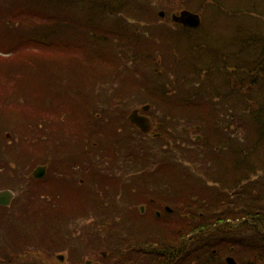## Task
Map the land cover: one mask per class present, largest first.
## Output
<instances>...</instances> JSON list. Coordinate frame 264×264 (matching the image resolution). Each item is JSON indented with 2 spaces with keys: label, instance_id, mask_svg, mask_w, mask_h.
Here are the masks:
<instances>
[{
  "label": "trees",
  "instance_id": "obj_1",
  "mask_svg": "<svg viewBox=\"0 0 264 264\" xmlns=\"http://www.w3.org/2000/svg\"><path fill=\"white\" fill-rule=\"evenodd\" d=\"M170 1L160 0L158 7L170 10ZM184 2L183 7L203 17L198 28L152 24L149 17L156 16V9L151 10L150 0H0V52L9 54L0 55V65L12 68V64L32 65L35 69L39 67L37 58L42 57L44 51L81 55L85 60H96L91 64L92 69L90 65L79 68L82 82L89 76H95L96 83L122 76L123 86L130 87L129 93L138 89L137 93L120 99V104L143 98V104L150 101L154 111L158 108L161 112L191 115L188 120L193 123L203 120L202 129L210 132L218 112L225 109L239 114L241 148L230 151L226 158L250 161L241 168L243 180L257 176L253 183H242L240 198L228 194L239 184L215 179H223L227 175L225 170L213 176L217 183L202 178L206 173L196 167L194 161L205 158L203 149H180L174 154L179 160L176 168L167 165L166 158L155 150H142L144 141L141 147L140 142L131 140L126 153L132 160L131 174L140 170L137 176L156 175L168 182L174 181L175 191L187 194L195 203L193 218H199L193 222L195 227L189 231L179 226L181 230L173 231L168 239L172 245L168 251L172 250L179 258L178 264H200L203 261H196L198 256L216 258L220 253L213 250L219 249L218 245L223 242L230 248H245L247 254L238 256L241 263L264 264L261 244L264 243V0ZM143 24L151 27L143 29ZM157 57L175 83L172 88L175 92L169 98L163 97L162 104L158 75L153 71ZM151 75L155 77L154 84L150 83ZM231 77L238 80L237 90L230 83ZM3 82L9 84V77L5 76ZM145 87L147 91L143 92ZM85 88L82 85V89ZM78 89L83 94L81 87ZM199 91H203L205 97L192 100L190 97L198 95ZM81 112L82 122H77L78 128L85 127V117L91 118L99 111L90 106L88 111ZM104 131L112 133L109 127ZM100 132L106 139V134ZM108 140L114 143L116 139ZM46 143L42 139L38 144ZM125 144L126 141L122 142ZM209 157L224 159L219 151H213ZM152 161H159L161 173L157 172L160 167H152ZM185 161H190V165ZM237 176L233 175L234 183ZM252 202L257 205L252 206ZM220 207H225L227 213L219 212ZM251 211L252 215L247 214ZM199 212L203 213L201 217ZM186 222L187 219H183L184 225ZM221 232L225 234L219 243L220 239L215 237ZM188 257L192 260L185 259Z\"/></svg>",
  "mask_w": 264,
  "mask_h": 264
},
{
  "label": "flooded vegetation",
  "instance_id": "obj_2",
  "mask_svg": "<svg viewBox=\"0 0 264 264\" xmlns=\"http://www.w3.org/2000/svg\"><path fill=\"white\" fill-rule=\"evenodd\" d=\"M169 7L170 10L154 7L156 18H158L160 11L167 10L171 14L169 22L159 16L156 23L160 26L180 25L187 28L186 25L173 20V16L180 12L177 4L171 3ZM149 19L153 24L152 18L149 17ZM155 63L156 66L153 67V71L158 75L157 85L161 94L160 103L162 104L163 97L169 98L175 92L172 90L175 83L162 65L160 57L156 58ZM230 83L237 90L238 80L236 77H231ZM196 86L200 85L197 84ZM146 91L147 87L143 89V92ZM204 97V92L199 91L198 95L190 98L196 101ZM127 103L129 102L122 103L121 109L116 112H113L112 108H104L101 112L89 113L93 117H87L85 130L79 138L68 137L64 143L62 137L59 139V156L57 159L52 158L56 152L51 147L53 146L51 142L52 139L54 141L55 139L51 136L50 139L48 136H44L43 139L47 143L37 145L38 138L34 136L33 131L31 136H33V144H35H30L29 147L33 148L37 145L36 148H39L41 146L42 153L40 155V153L32 151L27 156L30 158L34 156V160L19 161L21 165L30 163L28 170L20 172L16 166L17 163L19 164L18 161L9 165L10 162L5 161L4 163L0 159V181L5 177L6 172L11 171V177L5 178L9 179L13 185L8 188H0V191L7 189L13 194L9 205H0V264H27L26 262H46L48 264L53 257L60 260L59 257L63 256L62 253H64V251L55 253L52 257L50 249L52 244L57 247L58 244L60 246L62 244L64 247V245L67 246L71 243L83 249L82 255L86 254V258L83 259L82 256L78 260L85 264H178L179 258L175 257L172 250L168 251L172 247L168 243V239L173 231L181 230L179 226L189 231L195 227L193 222L199 220L198 217L193 218L195 203L188 199L187 194H179L175 191L174 181L168 182L167 179L156 175L137 176L141 173L140 170L131 174L132 160L126 151L127 149L130 150L131 147L129 146L130 141H127L128 136L134 137V133L138 138L134 141L135 143L144 141L145 147L142 150H147L146 148L150 152L155 150V153H159L160 157L166 158L164 162L172 168H176L179 163L174 154L179 153L180 149L184 148L188 151L203 149L205 158L194 161L196 167L203 169L206 173L202 178L207 182L217 183L213 181V176L225 170L227 175L223 176V179H221L222 177L215 179L229 184H239L236 186V190H231L228 193L231 196L235 194L236 198H240L242 195V188H244L242 183H253L257 179V176H252L248 180L241 178V168L244 164L248 166L250 161L244 162L241 159L226 158L230 151H239L241 148L242 126L240 119H237L239 114L229 113L225 109L218 112L215 114V121L210 132L202 129L204 127L203 120L193 123L188 120L191 115L161 112L158 111V108L157 111H154L151 104L147 102L145 103L148 107L147 110L139 109V113L151 120V129L147 133H141L136 126L130 123L128 119L130 112L126 115L122 113V111L127 110L123 106ZM103 123L107 127L111 126L112 137L116 139V143H112V148H110L111 144L106 146L101 142L103 146L100 145L96 139L97 129L93 127H100ZM2 132L0 131L2 140L8 139L11 135L7 130ZM124 141L126 144L122 145ZM8 142L7 140V144H11ZM1 147L3 146L0 141ZM213 151L223 153L224 159H211L209 156ZM43 152L44 154L47 153L46 159L48 161L38 160L43 158ZM104 156L107 158L104 159ZM185 163L190 165V161H185ZM152 164L154 168L160 167L157 172L161 173L162 165L159 161H152ZM40 165L45 166L44 175L39 178L32 177L31 173ZM141 170L142 173H145L143 167ZM249 173L248 171L247 175ZM233 175H238L236 183L233 181ZM174 178L177 179L175 176ZM18 184L22 185L20 188L21 196L14 203L16 193L13 188ZM113 186L116 190L118 189L117 196L109 202L110 204L108 203L102 208L105 201L104 196L109 197L108 191L104 189ZM163 189L165 192L162 191ZM168 189L169 191H167ZM183 199L185 201H182ZM220 199L223 200V197ZM255 205L257 203L252 202V206ZM36 210L42 212L43 224L37 222V218L34 216ZM246 210L249 208L246 207ZM240 211L241 213L244 212L243 209ZM240 211L238 212L240 213ZM32 212L31 220H34V227L29 224L26 226L25 221L28 219L29 213ZM219 212L226 214L227 209L220 207ZM14 213L21 217L22 223L18 226L10 219ZM131 214L132 216L128 219L130 223L118 231L114 229L115 227L111 222L107 224V220L104 222L100 218L113 216L111 220H115L114 217L117 215L127 216ZM247 214L252 215L253 213L251 211ZM202 215L203 213L199 212V216ZM178 216L181 217L178 219ZM83 217L87 222L78 223ZM183 219H187L185 225ZM16 220L18 221V218ZM8 221L11 222L10 225H8ZM98 231H101L102 234L99 235ZM108 231L126 232L125 238H121L123 243H120L118 237L114 238V235L112 237L109 234L106 236ZM224 234V232L219 233L215 239H220V243ZM190 237H193V234ZM101 238H105L107 250L98 252V246L104 241H101ZM75 240L78 242H73ZM116 240L118 246L115 244ZM122 244L124 248L120 247ZM214 244L216 245L215 241ZM218 246L219 249L213 250V253L219 252L221 255V247ZM224 257L198 256L196 261H203L200 264H230L228 259H231L232 264L251 263H241L237 256L228 255L225 259ZM185 259L192 260L190 257Z\"/></svg>",
  "mask_w": 264,
  "mask_h": 264
},
{
  "label": "rangeland",
  "instance_id": "obj_3",
  "mask_svg": "<svg viewBox=\"0 0 264 264\" xmlns=\"http://www.w3.org/2000/svg\"><path fill=\"white\" fill-rule=\"evenodd\" d=\"M150 1L153 4L150 5V7H152L151 10H153L154 7H156L157 9L163 8L158 7L161 4V2H159L160 0ZM171 2L176 3L178 9L184 8L182 5V2H184V0H171L169 4H171ZM184 3L190 5L189 2ZM163 12L164 14L160 17H163L165 21L169 22L171 16L170 12H167V10H164ZM206 14H209V12H207ZM158 19L159 18H156L155 16L151 20L156 23L158 22ZM128 22L130 23V21ZM146 25L147 24H143L142 28L149 29L151 27H146ZM152 31L157 32V30ZM37 59L39 61V67L35 69L34 67H31L32 65L12 64L13 68L0 65V80L2 79L0 81V131L4 132L7 130L11 134L9 135L8 139L4 138L3 140L1 139L0 135V141L3 146L0 148V159L1 162L4 161V163L5 161L10 162L9 165H13L15 161L19 162L22 160H32L34 156H31V158L27 156V154L29 155V153L32 151H34V153L41 152V150H38L40 147H29L31 143V145L35 144H33L34 138L33 136H31L32 131L34 136L38 138V141L36 142L37 145H40L38 143L43 139L44 136H48L49 139L51 136L55 139V141L52 139L51 142L53 145L51 147L54 149V152H56L55 156L53 155L52 158L57 159V156H59V139L62 137L64 143L66 138L68 139V137H70L72 139H77L84 132L85 129H78L77 125L78 121L82 122L80 120L82 118L80 117L82 114V110L88 111L90 106H92L99 112L104 108H112L113 112H116L120 110L122 106L119 102L120 99L129 97L132 94L138 92V89H133V93H129L128 90L130 89V87L128 86L127 88V86H123V79H121L122 76L120 78L116 76L114 80L110 78L104 83H96V79H94L95 76L94 78H91V76H89L86 78L85 81L82 82V76L79 74V68L90 65L89 69H92L91 64L95 63L96 60H85V57L81 55L76 57L66 53L59 54L51 51H44L43 56ZM5 76L9 77V84H4L3 79ZM110 76L111 75L109 74V77ZM150 83H155L154 75H151ZM82 85L86 87L85 90L82 89ZM78 87H81V90H83V94L80 93ZM138 99L140 100L130 101L131 103L129 102L125 106V108L131 109L133 107H140L141 104L144 103V99ZM139 101H142V103H139ZM117 102H119L118 106L115 105V103ZM148 102L151 103L150 101ZM129 112L130 110L122 111L124 115ZM69 119L71 121H69ZM86 120L87 118L85 117L83 121L85 122ZM39 127L42 128V131L38 129ZM93 128L97 129L96 139L98 143L102 145L101 142L105 141L103 145L109 146L111 144L110 148H112L113 144L109 142L108 139L112 138L113 132L106 133V131H104L105 128H108L105 123H103L100 127L94 126ZM110 128L111 126L109 127V130ZM100 130L106 134V139L103 133L100 132ZM57 134L58 136H56ZM128 137L129 138L127 139V141L138 140V138L135 136V133L134 137H130V135ZM7 140L11 144H7ZM46 156L47 153L44 154L43 152V158L41 157L38 160L43 159L44 161H48L46 159ZM256 158L258 159V156H256ZM29 165L30 163L21 165V163L19 162V164L17 163L16 166L19 168L20 172H23L29 169ZM11 175V171L6 172L4 174V176L8 178H10ZM135 175L136 174H133V176ZM5 177H3L0 181V188H8L13 186L11 185L9 179ZM21 187L22 185L18 184L13 188L16 193L14 203H16L19 197L21 196ZM104 190L108 191L109 197L104 196L105 201L102 208L117 196L116 192L118 191V189L116 190L115 186L106 187ZM12 208H14V206H12ZM32 215L33 212L31 214L29 213L28 219L25 221L26 226L27 224H29L30 226L34 227V220H31ZM34 216L37 218V222H39L40 224L44 223V216L41 211L36 210ZM131 216L132 214L127 216L117 215L114 217L115 220H111L113 216H105V218H100H102L104 222L105 220H107V224L111 222L115 227L114 229L118 231L121 230V227H125L130 223L128 219ZM17 218L19 222L16 220ZM10 219L11 222L13 221L14 223H16L17 226L22 223L21 217L17 213H14V216L10 217ZM11 222L8 221V225H10ZM86 222L87 220L84 217L78 221V223ZM100 223H102L101 220ZM97 233H99V235L102 234L101 231H98ZM121 233L108 231L106 233V236L110 235L112 237L114 235V238L118 237L120 243H123V241H121V238H125L126 232ZM77 240L73 242L76 243L78 242ZM102 240L104 241L101 243L100 246H98V252L102 250H107L105 238H101V241ZM115 244L118 246L117 240L115 241ZM261 244L262 246H264V243ZM120 247L124 248V245L122 244ZM220 247V250L222 251V255H220V257H224L226 254H228L230 256H237L238 258L239 254L241 256L247 254L245 248H230L228 245H225V242H223ZM50 249L52 257L55 253H61L62 251H64V253H62V255L64 256V260L59 261L58 259L53 257L52 259H50V262L48 264H85L83 261L80 262L78 260V258H81L82 256L83 259L86 258V254L82 255L83 249L79 248L78 246H74V244L72 243L67 244V246L64 245V247L62 244L61 246L58 244V247L52 244V246H50ZM26 263L47 264L46 262Z\"/></svg>",
  "mask_w": 264,
  "mask_h": 264
},
{
  "label": "water",
  "instance_id": "obj_4",
  "mask_svg": "<svg viewBox=\"0 0 264 264\" xmlns=\"http://www.w3.org/2000/svg\"><path fill=\"white\" fill-rule=\"evenodd\" d=\"M163 14V11L159 12L160 16H162ZM173 20L176 22H180L190 28H197L201 22L200 16L198 14L192 13L187 10H182L178 15H174ZM147 108V106L142 107L143 110H147ZM129 120L143 133H146L151 129L150 120L146 116L139 114L138 109H135L130 113ZM44 168L45 166L36 167L31 173V176L34 178L42 177L44 175ZM12 198L13 194L9 190L0 191V205H9ZM59 259L62 261L63 257L60 256ZM228 262L230 264L233 263L231 259H228Z\"/></svg>",
  "mask_w": 264,
  "mask_h": 264
}]
</instances>
